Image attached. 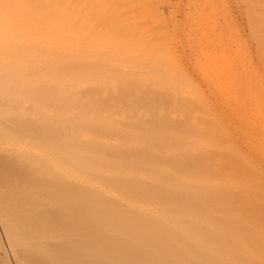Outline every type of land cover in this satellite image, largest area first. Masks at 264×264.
Masks as SVG:
<instances>
[{
	"label": "bare ground",
	"instance_id": "bare-ground-1",
	"mask_svg": "<svg viewBox=\"0 0 264 264\" xmlns=\"http://www.w3.org/2000/svg\"><path fill=\"white\" fill-rule=\"evenodd\" d=\"M37 1L43 7V27L32 31L31 22L29 30L34 47L31 61L35 69H42L41 74L35 71L41 77L36 75L27 102L17 94L18 90L0 99V108L11 111L3 116L4 120L19 116L24 121L26 111L15 114L16 110H24V102L31 108L27 118L32 120L27 124L39 123L34 128L38 127V131L28 130L26 122L21 123L19 131L0 125V252L6 264H264V72L255 66L252 81L246 86L237 82L229 99L216 97L225 107L213 106L197 93L192 95L186 77L180 76L185 82L179 79L182 71L173 74L169 67L171 74L165 67L167 61L163 68L170 74L163 72L156 60L157 64L152 65L155 67L146 65L152 72L156 69L155 76L149 70L143 71L145 65L135 68L137 75L139 69L141 73L147 72L146 79L142 78L144 82L134 77L136 73L131 74L132 78L128 74L130 81L121 75L123 84L119 82L122 81L118 79L119 73L116 79L113 75L121 85L111 84L112 77L107 78L109 83L104 81L107 72L114 73L101 67L104 73L96 74L103 76L99 77L103 81H92L91 86L92 83L88 85L91 81L84 79L88 77L86 70L90 72L91 68L93 72L92 67L95 68L88 65L92 63L87 58L91 50V55L97 53V62L105 59L106 64L100 60L104 68L120 63V59L133 70L134 63L130 62L135 60L125 57L135 59L134 55L142 53L146 59V52L134 51L133 56L127 53L122 60L123 54L122 58L116 52L111 54V36L133 39L140 38L136 34L140 32L141 41L143 37L146 39V43L139 39V44L128 37L125 38L129 41L117 39L116 51L120 50L118 47L122 51L136 47L145 50L150 44L148 38L156 36H149L148 28L141 32L146 26L140 29L143 22L139 20L132 25L138 24L136 31L129 29L132 34L136 32L133 38L130 33L120 35L116 30L112 33L110 17L116 18L119 11L115 12L118 5L114 6L112 15L110 7L114 2L109 0ZM142 6L145 9L147 5ZM118 8L123 12L124 7ZM81 9L86 10L82 17L85 13L90 16L85 17L87 22L84 19L83 24L78 17ZM256 16L260 30L263 18L258 13ZM96 19L99 28L95 26ZM83 26L84 35L80 34ZM263 31L256 32L264 55ZM151 42L155 44L154 40ZM103 54L114 62L108 63L111 59L106 60ZM150 54L147 55L153 57ZM76 57L88 62L87 69L81 70L80 66V74L84 72V81L81 79L80 83L74 75L80 72L76 68L83 61L78 64ZM63 58L67 62L63 63ZM140 59L136 58L135 64L142 63ZM160 69L162 75L157 73ZM149 75L155 77L151 78L153 81L147 79ZM163 75L168 79L174 76V86L171 81L165 84L170 93L173 91L170 96L166 94L169 90L160 84L167 80ZM133 78L143 85V90L134 84ZM125 80L134 82L131 85L125 82L130 85L126 86ZM146 80L149 85L157 82L156 88L165 89L166 96L156 95L154 84L151 89L155 95H149ZM133 84L139 89L132 88ZM129 91L136 93L128 95Z\"/></svg>",
	"mask_w": 264,
	"mask_h": 264
},
{
	"label": "rangeland",
	"instance_id": "rangeland-1",
	"mask_svg": "<svg viewBox=\"0 0 264 264\" xmlns=\"http://www.w3.org/2000/svg\"><path fill=\"white\" fill-rule=\"evenodd\" d=\"M79 1H81V0H79ZM87 1H85V2H87ZM118 1H119V3L115 0H109L110 3L114 2L111 4L112 6L110 7V8H112L111 11L113 12V13L112 12L111 13H112V15L114 14V10H115L114 6L116 7L118 5V7L119 6L124 7L123 12L125 15H122L123 12H121L119 10V8L116 7V9H118V10H115V12H117V11L121 12L120 14H119V12H117V14L122 15V17L118 16L116 13H115V15H117L116 18L113 17L114 15L112 16L113 18L110 17L111 15L109 16L110 19H113V20H111L113 22V23L111 22V24H112L111 25L112 29H110L111 32L113 33V31L116 30L115 33L119 32L118 34H120V35L121 34H123V35L127 34L128 35L130 33L129 29L136 31L135 28L138 27V24L136 27H132V25H135L136 22L141 21L143 23H141L139 25L140 29L142 28L143 25L146 26V27L143 26L144 28L141 30V32L144 29L148 28L146 32L149 33V36H151L152 34L154 37L156 36L155 39H152V37H149L148 39H150V38L151 39H150V41H147V42H149L151 45L150 44L148 45V43H147L145 45V47H147V45L149 48L152 46H156V47H152L151 48L152 50H150L147 47V48H144L145 50L142 49V51H139L141 49H139L137 47H136L137 49L134 48L133 50H129L128 49L129 47H127L128 51L125 48V50L127 52H125V50L122 51L123 49L121 47H118V49H120L118 51H121V52H118V51H116V48H117L116 46H119V45H117V42H118L117 39L119 40L121 38V36L116 38L112 35L115 39L111 36L112 43L110 42L111 43L110 49H112V48L113 49L110 51H113V52L112 53L109 52L108 54L110 55V53H111V54L115 55L114 52H116V55H118L117 57H121L123 54V58L122 57L121 58H122V60H124V56H126L125 54H127V53H128V55L133 56L134 51H135V54L136 53L138 54V53H141L144 51L146 53L148 52L149 54L151 52L153 54L152 55L153 57L150 56L151 54L149 56L153 59H151L147 55L148 53L144 54L145 58L147 57L146 59H144V56L142 53L140 54V56L138 54L139 57L134 55L138 60L141 58L142 61H141V59H140V61L142 63H144V62L148 63V64L140 63L138 65V64H135L136 62H138V61H136V58L135 59H134V57L130 58L131 56L125 57V60L127 58V59H130V61L131 60L136 61V62L135 61L130 62V63H134V65H132V69L133 68L134 69L131 70L130 67L128 68L129 63H128V66H125L126 62L121 61L120 59H118L120 61V63L118 62V60L116 61V62H118L117 64L112 63V62H114V60L112 61V59L109 56L107 57L106 54H103L104 57L105 56L107 57L106 60L111 59V61L109 60L108 63L109 62L112 63L111 67H110V65H108V66L105 65L106 67L104 68V66L100 65V62L102 63V61H100V60H104L103 63L106 64L107 62L105 61V59L103 57H101L103 59H100L99 62H97V53H95L96 57H95V54L93 53L92 54V55H94V57H93L91 55L92 50L89 49L88 50L89 52L91 50V53H89V55L92 56L93 58H96L95 61L98 64L96 66V62H95V65H92V64H94L93 58H91L90 56L89 57L86 56L87 58H89V60H88L89 62L92 61V63H89V64L86 60H83L84 59L83 57L79 56V57L83 58L81 60L79 57L78 58L76 57L78 59L77 60L78 64H79V60H80V62L83 61V64H84V61L86 62L84 65L81 62L80 65L77 66L76 69L79 68L78 70L80 72H78L77 70H74L75 72H78V75H79L78 76L74 72L75 73L74 76H77V77H74L75 80L76 79L78 80V81H76L77 83H80L79 81H81L82 77L84 78V76L82 75L84 72L82 74H80V73H81V70L86 68V66H85L86 64H88V65L91 64L90 67L91 66H94L95 68L99 67L98 69H95V68L93 69V67H92L93 72L91 71V68L88 69V71L90 70V72H87V70L85 72V74L88 73V77L91 75L90 79L87 76H85V78H84L85 80L88 79L89 82L91 81L90 83H88V85L89 84L91 85L92 81L94 83H96L97 81H100V80L103 81L102 79L99 78V77H103V76L98 77L96 74V73H98V74L102 75V73H104L101 71L102 68L105 70V72H106V69L109 68V72L112 71V73H114V74H111V73L109 74L107 72L108 75H106L107 74L106 73L103 77V79H105L104 81H106V82L108 81L107 83H109L110 77H112L111 78L112 80L114 78L116 79V75L119 73L120 76H119V74L117 76H119L120 78H118V77L117 78L122 80L119 82H122V84H123V78H124L123 76L124 75H125V77L127 76L125 79L126 80L128 79L129 81L132 78L131 74H133V73L134 74L136 73L134 77H136L138 80L140 78L141 79L145 78L144 76H148V75H146L147 72L145 74L143 71H147V70H149L148 73L150 72L149 73L150 75L152 73H154V76H155L156 75V73H155L156 69L154 70V68H153L154 71L152 72L151 67H155V65L157 63H160L157 66H159V68L162 67L163 72H166V70H168L167 68H169V67H171L173 69V74L175 71H176L175 73H177V72L179 73V71H182L180 73L183 75H181L179 73V77L180 76L186 77L185 80L188 81L189 82L188 84H190L192 86V91L190 90L192 95H195L194 93H197L196 95L203 97L207 102H209L210 104L212 103L213 106H215L217 104L219 106L224 105L223 107H225L226 104H223L224 102H217L216 97H220L221 99H229L230 98L229 95L231 96L235 93L234 92L235 90H233V89H236V83L237 82L244 83V86H246L249 83V81H252V78H253L252 73L254 71L253 68L257 67L256 69L259 72H262V73L264 72V70H263L264 69V64H263L264 55H263L262 49L259 48L261 41H260V39L258 37V33H257L261 29H262V31L264 30V25L262 24L263 28H261L259 30L258 26L261 27V24L259 21H257V18H256L257 17L256 15L258 13L261 16V19L263 18L262 20L264 22V8H262L264 6L260 7L261 5H264L263 4L264 0H256L258 2V4H257V2H254L255 0H129V1L128 0H121V1L118 0ZM127 1L129 2V4L126 3ZM99 2H102V1L99 0ZM115 3H117V4H115ZM120 3H122V5H120ZM87 4L88 3H86V4L84 3L83 5H87ZM142 4H145V6L147 5L145 8L146 10L143 8L144 6H142ZM123 5H125V6H123ZM134 5L137 7H135ZM254 5H257L256 7H258V9L256 7H253ZM86 7L89 8V5ZM86 7H85V9L87 10ZM138 7H140V8H138ZM78 8H79V5H78ZM255 9L258 10V11L256 10V12H257L256 15H254ZM86 10L81 9V14H79V15H81V17L78 16L79 18H81L79 21L80 24H83L82 22L84 21V19L87 22L86 18L89 19V17H90V16H88L89 14L87 16H85L86 13L82 17L83 11H86ZM87 11L89 12V10H87ZM128 12H130V13H128ZM144 12H146V13H144ZM135 16H136V18H135ZM143 16L145 18H143ZM146 16H147V18H146ZM124 17L126 18V20L123 19ZM127 17L129 18V21H128ZM149 17H150V19H149ZM144 19H146V20L144 21ZM96 20L95 21L97 22V24L95 26H98V25L100 26V24H98L99 20L98 19H96ZM115 20H117V21H115ZM137 20H139V21H137ZM127 21H128V24L132 21L130 28H127L128 27V24L126 25ZM31 22L33 25L32 31L33 30L40 31V27L42 29V27H43V7H42V4L40 2H38L37 0H0V99L12 96V95H14V91L18 90L19 93H17V94L20 95L22 98L24 97L25 100L27 99L26 100V102H27L28 96L32 92V90H31L33 88L32 86L35 85L36 75L39 73L40 74L42 73V69H40V68L38 70L35 69L33 67V62L31 61V57H32L33 49H34L32 42H31L32 31L30 33V30H29V25ZM79 22H78V24H79ZM91 23H93V22L90 20V24ZM118 23H120L119 24L120 26H118ZM133 23H135V24H133ZM150 23H151V25H150ZM123 24H125L126 26H123ZM99 26H98V28H99ZM114 26H116V27H114ZM79 27H81V25L78 26V28ZM117 27L120 29H118ZM83 28H84V26L80 29V31ZM92 28H94V26ZM140 29H138V30H140ZM117 30H119V31H117ZM132 30H131L130 34H132ZM80 31L78 33H80ZM97 31H100V30L98 29V30H96V32ZM150 31H152V32H150ZM135 33H133L132 35H134ZM139 33H136V34L140 38H136L137 36L135 37V35L132 36V38L135 37V38H133L134 40L136 39V41H138L140 39V41H141L142 37H141V35L139 36ZM80 34H83V32ZM83 35H81L80 37H82ZM94 35H95V32H94ZM115 35H117V34H115ZM123 35H122V37H123ZM65 36H66V32H65ZM125 37L130 38L129 36H124L121 39H126L127 41H129V39H127ZM145 37H147V34ZM83 39H85V38H83ZM133 39H131L132 42L134 41ZM143 39L144 40L141 42H144L146 40L144 37H143ZM153 40L155 41L154 42L155 44L152 45L151 41H153ZM65 41H66V38H65ZM83 41L84 40H80V42H82L84 45L85 41L84 42ZM113 41H115V42H113ZM40 42L41 41H39V43ZM80 42L78 41V43H80ZM144 43H146V41ZM144 43H143V45H144ZM137 44H139V41ZM83 45L82 44L80 45L81 48L83 47ZM114 47H115V49H114ZM143 47L144 46H142V48ZM65 49L67 50L66 47H64V51H65ZM146 50H150V51H146ZM88 51L85 50L86 53ZM129 51H132V52H130L131 54L129 53ZM152 51H154V52H152ZM97 52H99V50ZM84 53H82V54H84ZM87 54H84V55H87ZM63 55H65V57L67 58V56H66L67 54L64 53ZM114 55H112V58H114L116 60L117 57ZM100 56H102V55H100V53H99V57ZM154 56L156 59L154 58ZM148 57H149V59H148ZM160 59H164V60L162 61ZM65 60H67V59L63 58V63ZM146 60H148V61H146ZM152 60L154 63L152 62ZM166 61L170 65H168V63ZM65 62H67V61H65ZM121 62H123V64L124 63L125 64L123 65ZM127 62H129V60H127ZM155 62H157V63L155 64ZM149 63H150L151 67L150 66L146 67V65H149ZM153 64H155V65L152 66ZM163 64L164 65L166 64L165 67L168 66L167 68H165V70L163 68V66H164ZM63 65L65 66V64H63ZM112 65L117 66L118 69H116L117 67L113 68ZM141 65H145L143 67L144 70L141 73V70L139 69L138 74H140V75H137L138 71L135 68L136 67H137V69L141 68ZM80 66L82 67L81 70H80ZM130 66H131V64H130ZM122 67L125 69L123 72L119 70ZM125 67H127L128 69H126ZM65 68L67 69L66 66H65ZM148 68H151V69H148ZM171 68H169V70L172 74ZM66 69H65V71H66ZM95 70H98V71H95ZM35 71H38L39 73H37L35 75V73H36ZM63 71H64V69H63ZM100 71H101V73H100ZM118 71L122 72V74ZM132 71H135V72H132ZM160 72H161V69H160V71H157L158 74H161ZM65 73H67V71ZM92 73H95L96 75L92 74ZM178 73H177V75H178ZM40 74H39V76L41 77ZM128 74H129V76H131V78L128 76ZM167 74H170V73H167ZM66 75L67 74L64 75L65 78H66ZM80 75H82V76L80 77ZM92 75H95V76H93L94 80L92 78ZM113 75H114V78H113ZM121 75H123V76H121ZM150 75H149V78H147V79L152 80L155 78L153 75L152 76H150ZM164 75H165V73H164ZM105 76H107V77H105ZM167 76L169 77V75H167ZM167 76H164L162 78L165 79ZM158 77L161 78V76L158 75L156 77L158 82H159ZM173 77L174 76H172V77L170 76L169 79L166 78L167 80L165 81V83H162V81H161V83H160V84H162L161 86L163 88H166L168 85L167 83H169V81H171L170 83L172 85L175 84V80ZM181 77L179 79H180V81L181 80L183 81L184 78H181ZM107 78H109V79H107ZM38 79H40V78H38ZM115 79L113 80V83H111V84H115L114 82H117V81H115ZM133 79L135 80V82L133 81L134 84L135 83L138 84L136 79L135 78H133ZM145 79H144V81H145ZM95 80H96V82H95ZM126 80L124 81V84L126 86H130L133 83L132 81H131V83L128 81L130 83V85L129 84L127 85L126 83H128V82ZM185 80L183 82H185ZM83 81H82V84H83ZM141 81H143V79ZM172 81L174 83H172ZM106 82H105V84H107ZM119 82H117V83L119 84ZM138 82L140 83V81H138ZM143 82H141V83H143ZM148 82L146 80V83H148ZM42 83L44 84V82H42ZM63 83L65 84V82H63ZM94 83H92L91 86H93ZM97 83H99V82H97ZM100 83H102V82H100ZM155 83H156V85L152 82V84L155 85V86H152L153 90L155 91L154 93L155 94L157 93L156 95L160 94V96H166L163 93L166 90L163 88H160V89H162V92H161L159 88H156L158 83L157 82H155ZM176 83H178V82H176ZM180 83H182V82H180ZM219 83L220 84L222 83L221 85L223 87H220L221 85ZM86 84L87 83H85L83 85H86ZM134 84H133L132 88L135 87L138 90L139 88H137L136 86H138L139 84L138 85L135 84L136 86ZM143 84H145V83H143ZM165 84H167V85H165ZM39 85H40V82H39ZM119 85H121V83ZM151 85H149V83H148L147 86L145 85L146 86L145 88L147 89V91H149L148 89H150L151 93H149V95H155L151 89L152 88ZM176 85H179V84H176ZM176 85H175V87H176ZM190 85L189 86L187 85L188 88L190 87ZM228 85H231V86L228 87ZM122 86H124V85H122ZM149 86H150V88H147ZM182 86H183V83H182ZM83 87H85V86H83ZM139 87L142 88L143 85H142V87H141V85H139ZM154 87L156 88V90L158 89L159 92H156ZM86 88H89V87L87 86ZM93 88L94 87H92V90H93ZM178 88L182 89L181 87H178ZM178 88H175V89L178 90ZM143 89H144V87L141 90H143ZM183 89H185L184 86H183ZM190 89H191V87H190ZM167 90H169V88ZM170 90L168 91L169 93L166 92V94H169V96L173 92L172 91L170 93ZM182 90L179 91L180 94H181V92L183 93ZM87 91H90V90H87ZM187 91L185 90L184 92H187ZM130 92L131 91H129L127 94L131 95L132 93L133 94L136 93V92H131V93ZM141 92L140 93L138 92L137 94L141 95ZM175 92L176 91H174V93ZM190 92L188 91V94L191 95ZM20 93H22V94H20ZM89 93H91V91ZM89 93L87 92V94H89ZM109 93L111 95V92H109ZM117 93L118 92H115V94H117ZM121 93H118V94L123 95V92H121ZM143 93H148V92L144 91ZM176 93H178V91ZM102 94H106V93H102ZM127 94H124V95H127ZM183 95H185V93ZM179 96H181V95H179ZM24 98L22 100L25 102ZM24 102H23V106H22L24 110H22V109L16 110L15 114H17L19 112L22 113V111H26L25 113H27V114L30 112L31 108H30L29 104L24 103ZM10 112L11 111L6 107L0 108V125L2 128H6V129L8 128L7 130H10V128H12L14 131H16V130L19 131L20 130L19 126L21 125V123L26 122L25 123L26 125L29 124L28 125L29 127H27L28 130H33V131L39 130V128H38L39 123L38 122L34 123V124L32 123V122H35L34 119H33L34 121H31V123L33 125H31L29 122L27 124V121L32 120L31 118H27L28 117L27 114H26L27 117H24L25 118L24 121L19 116L15 117V119L12 117L10 120L9 119L4 120L3 116L7 113H10ZM12 116H14V115H12ZM19 119L21 120V122H19L20 121ZM12 120H14V121H12ZM12 122L14 125L12 124ZM15 122L16 123L19 122V124L16 125ZM31 126H33V128ZM36 126H38L37 129H34V128H36ZM17 127H19V128H17ZM29 128H32V129H29ZM41 128H42V126H41ZM0 260H1L0 264H2V263L6 264L5 258L2 256L1 252H0Z\"/></svg>",
	"mask_w": 264,
	"mask_h": 264
}]
</instances>
